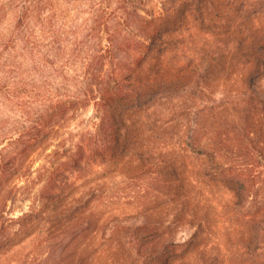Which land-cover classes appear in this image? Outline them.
<instances>
[{
	"label": "trees",
	"instance_id": "trees-1",
	"mask_svg": "<svg viewBox=\"0 0 264 264\" xmlns=\"http://www.w3.org/2000/svg\"><path fill=\"white\" fill-rule=\"evenodd\" d=\"M111 2L117 6L109 11ZM144 2L110 0L94 16L79 93L62 99L37 88L42 100L32 101L45 112L16 137L41 144L59 134L69 112L75 118L91 104L101 111L96 130L46 180L40 215L47 233L65 239L64 262L72 264H92L86 252L98 253L105 242L107 264L120 247L142 264H264V0H179L159 18L142 14ZM17 7L7 46L33 57L40 53L43 0H20ZM5 18L0 13V24ZM244 69L243 95L205 101L206 83ZM182 91L196 107L175 142L148 117L156 102ZM69 150L61 155L57 148L52 166ZM1 167L9 171L8 163ZM126 174L174 192V221L196 228L189 241L167 240L165 226L151 217L134 227L120 223L117 238L97 235L111 224H101L100 208L116 204L111 193ZM100 184L113 190L106 202H99L106 196Z\"/></svg>",
	"mask_w": 264,
	"mask_h": 264
},
{
	"label": "rangeland",
	"instance_id": "rangeland-1",
	"mask_svg": "<svg viewBox=\"0 0 264 264\" xmlns=\"http://www.w3.org/2000/svg\"><path fill=\"white\" fill-rule=\"evenodd\" d=\"M178 1L145 0L146 12L142 14L159 18ZM102 2L43 0L44 26L37 25L41 38L40 53L31 57L22 47L7 46L17 21L20 0H0V13L6 15L0 24V169L2 163L9 166L6 174L0 171V264H72L64 262L65 239L62 236L50 237L45 228L40 215L45 204L43 190L50 172L67 159L82 138L96 130L101 121V111L91 104L79 110L75 118H71L72 112H69L64 120L60 118L59 134L54 139L41 141V144L30 147L28 143L16 141V137H21L45 112L41 101H32L42 100V97L36 98L37 88L44 85L45 92L57 93L62 99L73 98L79 93L83 85L85 58L90 51L88 34L93 27L94 16L106 9L110 0ZM111 3L109 11L117 6L115 2ZM247 71H239L230 79L214 78L206 83L205 101L243 95V75ZM262 83L264 87V81ZM195 107L186 91L173 92L156 102L148 122H156L157 129L161 125L167 127L168 134L171 133L176 142L180 132L189 124L190 113ZM57 148H60L61 155L65 149L71 150L52 166L58 158L53 157ZM101 190L106 196L99 202L108 201L107 194L112 189L105 185ZM113 190L111 194L116 195V204L109 209L100 208L99 214L101 224H111L99 231V237L117 238L115 230L120 223L134 227L151 217L152 221L165 226L167 240L185 243L192 238L196 230L193 225L174 221V192L154 185L150 177L131 179V175L126 174L116 180ZM101 194L98 192V196ZM218 195L223 202L228 198L223 190ZM117 245V242L113 243L114 248ZM110 249L111 245L107 246L105 242L98 253L91 255L87 251L86 254L92 264H107ZM116 252L113 264H142L135 252L126 251L124 247Z\"/></svg>",
	"mask_w": 264,
	"mask_h": 264
}]
</instances>
